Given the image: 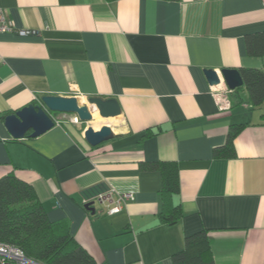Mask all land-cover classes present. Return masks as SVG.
<instances>
[{
  "label": "crops",
  "instance_id": "obj_1",
  "mask_svg": "<svg viewBox=\"0 0 264 264\" xmlns=\"http://www.w3.org/2000/svg\"><path fill=\"white\" fill-rule=\"evenodd\" d=\"M16 29L0 31V177L30 183L48 218L61 223L97 264H176L185 237L201 230L214 264H264V102L244 83L221 111L205 73L264 69L247 35L264 31V0H0ZM20 29L27 30L25 33ZM223 80V77L221 76ZM225 83L223 80L222 83ZM44 94L115 97L121 112L55 118L17 138L7 114ZM235 153L215 156L230 126ZM107 123L96 145L85 128ZM177 163L183 210L162 216V172ZM113 190L110 198L101 193ZM121 207L115 205L118 195Z\"/></svg>",
  "mask_w": 264,
  "mask_h": 264
},
{
  "label": "trees",
  "instance_id": "obj_2",
  "mask_svg": "<svg viewBox=\"0 0 264 264\" xmlns=\"http://www.w3.org/2000/svg\"><path fill=\"white\" fill-rule=\"evenodd\" d=\"M247 48L251 53L264 55V31L247 35ZM243 83L248 89L253 106L264 102V69L247 67L241 69ZM245 122L230 126L225 143L214 150L215 156L235 153L234 137ZM149 167L162 172V216L167 222L177 221L183 214L180 204H173L172 196L179 191V169L175 161H152ZM0 240L19 246L27 256L40 264H97L68 230L59 222L51 221L38 199L33 186L13 173L0 177ZM204 230L188 234L185 248L174 254L176 264H214L205 259L202 252L189 256L188 249L206 247Z\"/></svg>",
  "mask_w": 264,
  "mask_h": 264
},
{
  "label": "water",
  "instance_id": "obj_3",
  "mask_svg": "<svg viewBox=\"0 0 264 264\" xmlns=\"http://www.w3.org/2000/svg\"><path fill=\"white\" fill-rule=\"evenodd\" d=\"M219 73L214 68H206L205 73L211 84H218L223 80L230 88L243 84V78L238 68L224 67ZM223 77V80L221 79ZM91 106L97 108L102 117L115 116L121 112L119 101L115 97L89 96L87 100L76 95L44 94L39 102H31L4 118V123L12 136L24 137L27 131L35 136L48 130L55 124L53 112L75 113L79 120L93 119ZM84 135L89 143L96 145L113 137V131L107 123L95 129L92 125L85 128ZM5 264H15L7 262Z\"/></svg>",
  "mask_w": 264,
  "mask_h": 264
},
{
  "label": "built area",
  "instance_id": "obj_4",
  "mask_svg": "<svg viewBox=\"0 0 264 264\" xmlns=\"http://www.w3.org/2000/svg\"><path fill=\"white\" fill-rule=\"evenodd\" d=\"M16 27L13 22L6 15L3 7L0 6V31H12L15 30ZM22 33H25L27 30L20 29ZM233 91L226 83H218L213 84L211 92L217 102V106L221 111H228L232 107V98L231 92ZM76 120H79L76 116ZM113 190H110L108 193H101L99 195V199L110 198ZM132 192H125L122 195H118V199L114 206H112L109 210L115 211L121 207V200L123 197L132 196ZM7 262H12L15 264H40L36 260L27 256L25 252L17 245L12 244L10 242L0 240V264H5Z\"/></svg>",
  "mask_w": 264,
  "mask_h": 264
},
{
  "label": "rangeland",
  "instance_id": "obj_5",
  "mask_svg": "<svg viewBox=\"0 0 264 264\" xmlns=\"http://www.w3.org/2000/svg\"><path fill=\"white\" fill-rule=\"evenodd\" d=\"M85 100H87V99H85ZM91 110H92V106H91ZM94 112H96V111H94ZM92 113H93V111H92ZM53 115L59 117L60 119H65V120L66 119H71L73 121H79V120H76L75 119L76 116H77L75 113H70V112H53Z\"/></svg>",
  "mask_w": 264,
  "mask_h": 264
},
{
  "label": "bare ground",
  "instance_id": "obj_6",
  "mask_svg": "<svg viewBox=\"0 0 264 264\" xmlns=\"http://www.w3.org/2000/svg\"><path fill=\"white\" fill-rule=\"evenodd\" d=\"M95 108V107H94ZM97 109V108H96ZM96 111V110H95ZM96 112H98V110L96 111Z\"/></svg>",
  "mask_w": 264,
  "mask_h": 264
}]
</instances>
